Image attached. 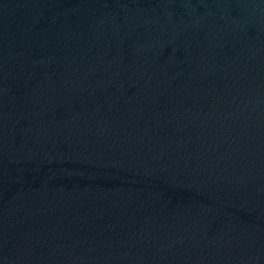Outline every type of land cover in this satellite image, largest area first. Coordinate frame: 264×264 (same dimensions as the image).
I'll return each mask as SVG.
<instances>
[{"label": "water", "instance_id": "95a60500", "mask_svg": "<svg viewBox=\"0 0 264 264\" xmlns=\"http://www.w3.org/2000/svg\"><path fill=\"white\" fill-rule=\"evenodd\" d=\"M0 264H264V0H0Z\"/></svg>", "mask_w": 264, "mask_h": 264}]
</instances>
